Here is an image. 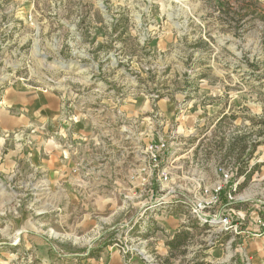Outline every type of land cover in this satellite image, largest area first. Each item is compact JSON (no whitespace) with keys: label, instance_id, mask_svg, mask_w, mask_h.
<instances>
[{"label":"rangeland","instance_id":"rangeland-1","mask_svg":"<svg viewBox=\"0 0 264 264\" xmlns=\"http://www.w3.org/2000/svg\"><path fill=\"white\" fill-rule=\"evenodd\" d=\"M13 86L57 117L0 121V264H264V0H0V119ZM223 169L237 231L191 214Z\"/></svg>","mask_w":264,"mask_h":264},{"label":"crops","instance_id":"crops-1","mask_svg":"<svg viewBox=\"0 0 264 264\" xmlns=\"http://www.w3.org/2000/svg\"><path fill=\"white\" fill-rule=\"evenodd\" d=\"M6 100L11 108L9 107L7 111L3 112V117L0 121L2 120L4 124L10 128L18 125H21L22 127L30 123H46L48 125L50 122H54L57 117L55 98L52 94L40 93L32 89L13 86L9 89ZM2 121L1 123L3 124ZM158 225H160L161 229H164L167 234L170 232V229H172L170 223L163 225L160 223V220L158 221ZM180 225H182L181 228L179 229L178 227L174 233H178L181 230H192V225H189L188 219H181ZM260 226L261 225L255 223L253 224V228L251 230L260 231ZM250 234L252 233L250 232ZM250 239V236H245L244 239L241 240L243 242L240 245L243 247L249 245L248 243ZM169 242L165 244L170 248ZM108 247L112 250H117L114 252H118V248L115 247V244L110 243L108 244Z\"/></svg>","mask_w":264,"mask_h":264},{"label":"built area","instance_id":"built-area-1","mask_svg":"<svg viewBox=\"0 0 264 264\" xmlns=\"http://www.w3.org/2000/svg\"><path fill=\"white\" fill-rule=\"evenodd\" d=\"M28 21H33V15H28ZM165 141H160L147 148L149 153L150 164L146 165L145 168H157L160 167V160L163 151L166 149ZM163 173L162 175H164ZM240 178H234V172L229 170H222L220 178L210 187H204L201 190L200 199L193 205L191 214L192 217L197 219L201 225L216 227L220 232L224 231H237L238 221L234 222L230 214L210 213V208L221 201V196L227 199L229 203L237 200L236 193L242 182ZM259 224L262 223L258 219ZM263 224V223H262ZM264 225V224H263Z\"/></svg>","mask_w":264,"mask_h":264},{"label":"trees","instance_id":"trees-1","mask_svg":"<svg viewBox=\"0 0 264 264\" xmlns=\"http://www.w3.org/2000/svg\"><path fill=\"white\" fill-rule=\"evenodd\" d=\"M259 144V143H258ZM256 146H257V144H254L253 145V149L255 150L256 149ZM241 172V171H240ZM239 173V172H238ZM254 173V169H252V170H250V171H248V172H245L243 175H244V180L241 182V184H240V186L239 187H241L242 185H244L245 184V182H247L250 178H251V176H252V174ZM178 237H179V235L177 234L176 236H175V238L172 240V241H170L169 242V245H170V247L172 248H174L175 246H176V242L174 241L175 239H178ZM95 252V251H94ZM92 253V254H98L100 251H98V252H95V253Z\"/></svg>","mask_w":264,"mask_h":264}]
</instances>
